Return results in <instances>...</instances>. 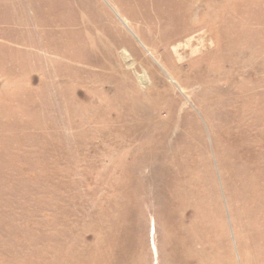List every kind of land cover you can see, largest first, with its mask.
Here are the masks:
<instances>
[{"label": "rangeland", "instance_id": "rangeland-1", "mask_svg": "<svg viewBox=\"0 0 264 264\" xmlns=\"http://www.w3.org/2000/svg\"><path fill=\"white\" fill-rule=\"evenodd\" d=\"M177 245L264 264V0H0V264Z\"/></svg>", "mask_w": 264, "mask_h": 264}, {"label": "bare ground", "instance_id": "bare-ground-1", "mask_svg": "<svg viewBox=\"0 0 264 264\" xmlns=\"http://www.w3.org/2000/svg\"><path fill=\"white\" fill-rule=\"evenodd\" d=\"M46 1L47 0H42V2L43 3H46ZM131 31V30H130ZM178 37V36H177ZM251 109V108H250ZM249 109V110H250ZM254 110H256V109H254ZM254 110H253V113H254ZM257 112V111H256ZM260 112V111H259ZM258 112V113H259ZM232 123H234L233 121H232ZM238 125V124H237ZM233 126H236V124L235 125H233ZM233 128V127H232ZM231 128V129H232ZM229 131V130H228ZM233 131V130H232ZM231 132V131H230ZM223 135H225V133L223 134ZM225 138V137H224ZM223 138V139H224ZM230 139V138H229ZM228 139V140H229ZM227 140V139H226ZM227 147V146H226ZM229 150V149H228ZM234 151V150H233ZM237 152H239V150L237 151ZM237 152L236 151H234V153H235V155L237 154ZM244 161H245V159H244ZM175 174H177V173H175ZM180 175V173L179 174H177V177ZM181 176V175H180ZM179 176V177H180ZM252 180V179H251ZM252 182V181H251ZM253 183V182H252ZM256 185V184H255ZM251 199V198H250ZM260 201V200H259ZM256 202V201H255ZM257 203V202H256ZM256 205H258V204H256ZM254 207V206H253ZM168 208H170V207H168ZM173 212H174V210H172ZM171 212V211H170ZM174 213H176L177 214V212H174ZM175 236V235H174ZM177 236V235H176ZM177 242V241H176ZM176 242H174L173 241V243L174 244H179V243H176ZM173 248V249H172ZM171 249V252L172 253H170L171 254V256L173 257V259L174 260H176V263L175 264H180V263H182V262H184L185 260H187V261H189L187 264H205V262H204V260L201 258V256L199 257V256H197L196 255V253H191L190 255H189V252L187 251V250H189V249H186V248H183V246L181 247V250H182V254H180V249H179V251H178V245H177V247L175 248V247H172ZM126 249H131V247H130V245H129V247H126ZM186 252L188 253V256H190V259L189 258H187L186 259ZM165 254H167L166 252H165ZM170 254H169V256H170ZM186 254V255H185ZM164 255V254H163ZM182 255L184 256V258H182ZM167 256V255H166ZM170 256V257H171ZM162 258V257H161ZM86 261H83L84 263H81V264H100V258H96V256L95 255H91L90 257H86ZM173 259H169L168 261H170V260H172L173 261ZM166 260V259H165ZM171 262V261H170ZM184 264V263H183Z\"/></svg>", "mask_w": 264, "mask_h": 264}]
</instances>
